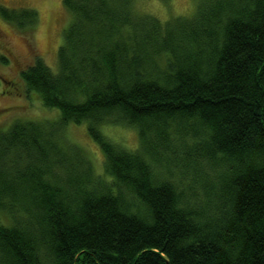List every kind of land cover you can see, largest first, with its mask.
<instances>
[{
    "label": "trees",
    "instance_id": "obj_1",
    "mask_svg": "<svg viewBox=\"0 0 264 264\" xmlns=\"http://www.w3.org/2000/svg\"><path fill=\"white\" fill-rule=\"evenodd\" d=\"M64 4L58 69L37 56L20 71L59 120L0 127V264H264V0L165 21L135 0ZM69 122L87 123L103 173L60 139Z\"/></svg>",
    "mask_w": 264,
    "mask_h": 264
},
{
    "label": "rangeland",
    "instance_id": "obj_2",
    "mask_svg": "<svg viewBox=\"0 0 264 264\" xmlns=\"http://www.w3.org/2000/svg\"><path fill=\"white\" fill-rule=\"evenodd\" d=\"M199 0H135L141 12L156 15L165 21L178 15L191 16ZM0 5L10 8L30 7L37 11L34 25L19 27L5 19L0 13V127L6 129L17 118L36 121H58L60 110L41 103L34 93L29 94L20 71L31 64L37 56L58 69V50L63 41L64 29L73 19L64 0H0ZM8 47L9 49H6ZM103 131L117 143L129 149L138 145V134L131 127L122 125L104 126ZM64 142L82 147L90 158L95 173L104 172V152L90 135L86 122H69L59 131Z\"/></svg>",
    "mask_w": 264,
    "mask_h": 264
},
{
    "label": "flooded vegetation",
    "instance_id": "obj_3",
    "mask_svg": "<svg viewBox=\"0 0 264 264\" xmlns=\"http://www.w3.org/2000/svg\"><path fill=\"white\" fill-rule=\"evenodd\" d=\"M0 38H1V36H0ZM6 42L3 40V42L0 40V44H1V46H4V45H6L5 44Z\"/></svg>",
    "mask_w": 264,
    "mask_h": 264
}]
</instances>
